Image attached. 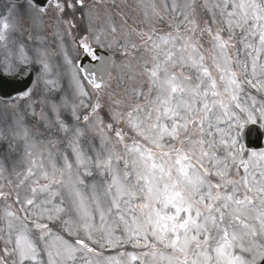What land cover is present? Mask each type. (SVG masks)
Masks as SVG:
<instances>
[{"label": "snow or ice", "instance_id": "1", "mask_svg": "<svg viewBox=\"0 0 264 264\" xmlns=\"http://www.w3.org/2000/svg\"><path fill=\"white\" fill-rule=\"evenodd\" d=\"M25 75L0 264H264V0H2Z\"/></svg>", "mask_w": 264, "mask_h": 264}, {"label": "rangeland", "instance_id": "2", "mask_svg": "<svg viewBox=\"0 0 264 264\" xmlns=\"http://www.w3.org/2000/svg\"><path fill=\"white\" fill-rule=\"evenodd\" d=\"M0 2H2V0H0ZM109 254H111V255H115L116 253H115V252H112V253H109Z\"/></svg>", "mask_w": 264, "mask_h": 264}]
</instances>
